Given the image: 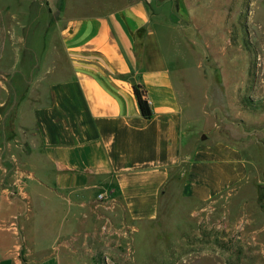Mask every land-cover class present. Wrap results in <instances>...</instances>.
I'll return each instance as SVG.
<instances>
[{"label":"crops","instance_id":"obj_1","mask_svg":"<svg viewBox=\"0 0 264 264\" xmlns=\"http://www.w3.org/2000/svg\"><path fill=\"white\" fill-rule=\"evenodd\" d=\"M34 1L17 0V9L32 13ZM38 1V16L47 8L55 20L70 73L51 81L32 111L30 209L8 198L14 174H0V222L20 223V234L0 230V264H90L101 240L107 250L131 243V228L135 234L138 223L158 219L166 201H212L248 178L240 146L213 136L201 122L212 114L200 108L197 116L181 98L156 27L162 18L155 20L148 0H94L88 11ZM17 9L0 0V59ZM50 24L44 34H52ZM136 84L151 118L141 113Z\"/></svg>","mask_w":264,"mask_h":264},{"label":"rangeland","instance_id":"obj_2","mask_svg":"<svg viewBox=\"0 0 264 264\" xmlns=\"http://www.w3.org/2000/svg\"><path fill=\"white\" fill-rule=\"evenodd\" d=\"M62 2L87 11L94 4ZM148 2L155 20L162 18L156 27L181 98L194 104L197 116L200 108L212 114L201 122L240 146L250 174L212 201H166L158 219L138 223L135 234L129 229L131 243L107 250L106 237L101 240L90 264H264V0ZM16 3L9 0L11 8ZM39 6L35 0L32 13L15 10L14 33L0 59V174L5 168L14 176L19 169L32 174L26 161L38 142L33 108L51 81L70 73L55 20L47 8L38 16ZM48 21L51 35L43 33Z\"/></svg>","mask_w":264,"mask_h":264},{"label":"built area","instance_id":"obj_3","mask_svg":"<svg viewBox=\"0 0 264 264\" xmlns=\"http://www.w3.org/2000/svg\"><path fill=\"white\" fill-rule=\"evenodd\" d=\"M32 177V174L23 169L17 170L15 174L14 181L8 188V198L9 199H20L24 202L26 209H30V194L27 189V179ZM108 197V193H100L98 198L104 200ZM0 228H5L15 234H20V223L19 217L10 220L9 222L0 223Z\"/></svg>","mask_w":264,"mask_h":264},{"label":"trees","instance_id":"obj_4","mask_svg":"<svg viewBox=\"0 0 264 264\" xmlns=\"http://www.w3.org/2000/svg\"><path fill=\"white\" fill-rule=\"evenodd\" d=\"M134 91L137 96L142 115L146 118H151L153 116V110L149 101L147 98H145L144 92L141 90L140 85H134Z\"/></svg>","mask_w":264,"mask_h":264}]
</instances>
